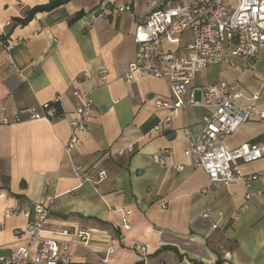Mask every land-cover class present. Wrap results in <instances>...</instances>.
<instances>
[{
    "label": "crops",
    "instance_id": "obj_1",
    "mask_svg": "<svg viewBox=\"0 0 264 264\" xmlns=\"http://www.w3.org/2000/svg\"><path fill=\"white\" fill-rule=\"evenodd\" d=\"M52 1L0 0V254L8 256L26 245L17 231L30 225L34 207L45 203L51 213L44 236L73 226L94 232L88 249L71 246L78 263L102 264L106 259L108 264H138L133 246L141 242L150 245L148 264H264V185L253 184L250 199L242 182L211 186L205 172L184 155V131L198 132L211 109L187 106L172 115L171 108L155 104L172 103L168 80L144 76L132 84L124 81L136 56V25L161 3L69 0L21 22L31 9ZM125 5L132 12L110 14L106 9ZM103 10L107 15L99 16ZM191 40L187 32L180 44L164 42L163 47L183 55ZM230 52L228 47L222 63L199 73L196 89L238 81L247 97L260 91L264 49L252 62ZM75 91H89L94 108L87 131L68 156L64 148L70 122L81 104ZM195 94L201 98L200 91ZM58 96L60 118L28 121L22 114V123H2L4 116L13 118ZM257 105L264 110V95ZM224 143L229 149L264 143V120L243 124ZM129 145L133 153H119ZM161 149L170 151L167 166L153 162ZM75 164L91 180L102 175L105 180L82 183ZM176 165L183 170L173 169ZM242 171H264V158ZM8 210H30L31 216L8 217ZM124 217L130 230L122 227Z\"/></svg>",
    "mask_w": 264,
    "mask_h": 264
},
{
    "label": "built area",
    "instance_id": "obj_2",
    "mask_svg": "<svg viewBox=\"0 0 264 264\" xmlns=\"http://www.w3.org/2000/svg\"><path fill=\"white\" fill-rule=\"evenodd\" d=\"M161 7L152 11L147 19L138 22L134 31L136 45L135 59L129 63L124 74L127 84L134 83L144 76L168 80L172 95V103L157 100L156 107L172 109L176 115L181 109L191 107H207L211 113L206 117L198 132L192 129L184 131L187 148L184 155L191 159L192 166L202 169L208 177L211 186L229 185L242 182L248 189L255 183L264 185V171L244 174L242 167L264 158V143L244 144L236 149H229L224 139L236 133L245 123L259 118L264 120V110L258 108V101L264 95V84L258 93L245 96L242 86L237 81L215 83L199 88L194 83L199 73L212 65H218L225 60L228 47L234 57H244L253 61L264 49V0H155ZM110 14L132 12L130 5L108 8ZM107 15L103 10L99 16ZM11 23H7V26ZM189 32L192 40L185 45V54L165 50L163 43L180 44L181 36ZM12 70L21 72L13 65ZM105 80L107 71L101 72ZM196 90L201 98L196 97ZM74 96L80 100V107L70 122L71 134L65 145L64 152L70 156L74 151L79 136L88 129L92 116L94 101L89 91H75ZM22 114L28 115L27 120L53 121L63 116L61 96L42 103L39 108L22 109L13 118L4 116V125L22 123ZM167 119L164 122H168ZM163 122V123H164ZM154 130L159 132L162 124ZM133 153L134 146L129 145L119 151ZM168 149L159 150L153 157V162L167 166ZM183 170V165L172 167ZM75 174L82 183L97 185L105 180V175L95 182L83 174V167L73 165ZM35 220L25 229L17 231V235L26 245L18 248L8 256L0 254V264H86L74 261L70 254L73 244L88 249L94 235L92 230L80 226L52 231L44 236L45 224L51 213V206L40 203L34 207ZM130 211L125 212L128 216ZM6 216H23L29 218L30 210L6 211ZM122 227L130 230L126 217L122 219ZM215 228L217 225L214 226ZM1 248V243H0ZM133 249L139 255L141 264H148L150 245L137 242ZM111 251L108 250V253ZM102 264H108L104 259Z\"/></svg>",
    "mask_w": 264,
    "mask_h": 264
},
{
    "label": "trees",
    "instance_id": "obj_3",
    "mask_svg": "<svg viewBox=\"0 0 264 264\" xmlns=\"http://www.w3.org/2000/svg\"><path fill=\"white\" fill-rule=\"evenodd\" d=\"M67 1H69V0H54L49 4L36 6L28 12V15L21 22L23 24H25V23L29 22L35 16V14H37L39 12H45V11L53 10L54 8L64 4ZM79 17H80V13L78 15H76V17L73 20H75ZM138 264H141V263H138Z\"/></svg>",
    "mask_w": 264,
    "mask_h": 264
},
{
    "label": "rangeland",
    "instance_id": "obj_4",
    "mask_svg": "<svg viewBox=\"0 0 264 264\" xmlns=\"http://www.w3.org/2000/svg\"><path fill=\"white\" fill-rule=\"evenodd\" d=\"M197 98H199V95H197Z\"/></svg>",
    "mask_w": 264,
    "mask_h": 264
},
{
    "label": "water",
    "instance_id": "obj_5",
    "mask_svg": "<svg viewBox=\"0 0 264 264\" xmlns=\"http://www.w3.org/2000/svg\"><path fill=\"white\" fill-rule=\"evenodd\" d=\"M101 109H103V108L101 107Z\"/></svg>",
    "mask_w": 264,
    "mask_h": 264
}]
</instances>
